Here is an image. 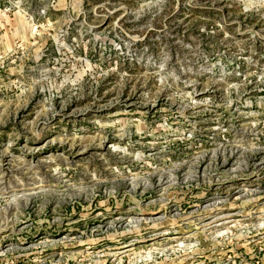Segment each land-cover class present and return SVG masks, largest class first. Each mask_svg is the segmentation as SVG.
<instances>
[{
	"label": "rangeland",
	"instance_id": "rangeland-1",
	"mask_svg": "<svg viewBox=\"0 0 264 264\" xmlns=\"http://www.w3.org/2000/svg\"><path fill=\"white\" fill-rule=\"evenodd\" d=\"M0 264H264V0H0Z\"/></svg>",
	"mask_w": 264,
	"mask_h": 264
},
{
	"label": "bare ground",
	"instance_id": "bare-ground-1",
	"mask_svg": "<svg viewBox=\"0 0 264 264\" xmlns=\"http://www.w3.org/2000/svg\"><path fill=\"white\" fill-rule=\"evenodd\" d=\"M164 234H167V233H164Z\"/></svg>",
	"mask_w": 264,
	"mask_h": 264
}]
</instances>
